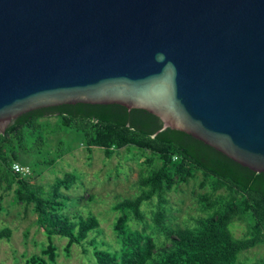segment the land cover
Wrapping results in <instances>:
<instances>
[{
	"label": "water",
	"instance_id": "1",
	"mask_svg": "<svg viewBox=\"0 0 264 264\" xmlns=\"http://www.w3.org/2000/svg\"><path fill=\"white\" fill-rule=\"evenodd\" d=\"M144 109L264 172V0H0V133L61 104Z\"/></svg>",
	"mask_w": 264,
	"mask_h": 264
},
{
	"label": "trees",
	"instance_id": "2",
	"mask_svg": "<svg viewBox=\"0 0 264 264\" xmlns=\"http://www.w3.org/2000/svg\"><path fill=\"white\" fill-rule=\"evenodd\" d=\"M56 116L51 132L57 133L56 155L49 156L44 134L47 122L41 118ZM162 125L159 117L144 109H128L120 104H61L24 112L11 120L0 133V189L13 190L17 202L32 204L36 223L46 235L40 253L30 255L28 264H52L58 253L54 236L66 239L68 254L75 244L82 245L90 233L98 230L93 213L86 216L64 213L68 189L77 179L72 172L56 177L48 191L32 184L28 176L14 172L13 162L38 171L52 165L71 142L88 150L100 147L109 155L120 148H135L148 168L138 178L140 191L114 204L118 212L112 230L119 249L99 248L95 239L96 264H241L239 255L256 246H264V172L240 165L213 147L183 131L166 128L152 136ZM210 189L198 195V203L209 214L194 218L189 226H171L166 212L165 191L186 182L196 173ZM15 184V187H13ZM218 190H222L218 192ZM155 200L151 223L147 224L141 205ZM130 221L142 224L131 228ZM245 222L244 233L236 237L232 223ZM234 225V224H233ZM10 229L0 230L8 238ZM165 236L170 244L157 245L153 234ZM254 264H264V256Z\"/></svg>",
	"mask_w": 264,
	"mask_h": 264
},
{
	"label": "rangeland",
	"instance_id": "3",
	"mask_svg": "<svg viewBox=\"0 0 264 264\" xmlns=\"http://www.w3.org/2000/svg\"><path fill=\"white\" fill-rule=\"evenodd\" d=\"M48 126L44 130L47 139L46 149L49 156L56 155L57 133L51 132L57 122L56 116L41 118ZM71 149L63 148V154L57 157L52 165L40 166L38 171H31L29 181L34 185H41L44 191L56 177H62L65 172L76 175V181L68 188H60L67 196L66 206L62 209L67 214L83 216L93 213L98 221L99 228L90 233L87 241L82 245L75 244L66 254L63 250L65 238L54 236L53 242L57 246L58 256L52 264H96L93 255V244L99 248L114 251L119 249V241L112 230V224L118 215L114 204L124 197H133L140 191L138 178L146 173L147 164L143 158H137L139 151L123 147L107 154L100 147L88 150L84 145L71 142ZM203 176L196 173L186 182H181L171 190L165 191L167 202L166 212L170 225L184 227L193 223L194 218L209 214L210 211L202 208L197 197L210 189L205 183L201 185ZM15 187V184L14 186ZM222 190H218L221 192ZM147 224L151 223V215L155 209V200L144 202L141 205ZM234 224V225H233ZM131 228L142 227L141 223L130 221ZM9 228L8 238L0 236V264H28L30 255L40 253L46 245L47 238L43 230L36 223V213L32 204L17 202L13 190L0 189V230ZM245 222L232 223L231 229L236 237L245 231ZM157 245L170 244V240L157 233L152 235ZM264 256V246H256L239 255V263L254 264Z\"/></svg>",
	"mask_w": 264,
	"mask_h": 264
},
{
	"label": "built area",
	"instance_id": "4",
	"mask_svg": "<svg viewBox=\"0 0 264 264\" xmlns=\"http://www.w3.org/2000/svg\"><path fill=\"white\" fill-rule=\"evenodd\" d=\"M11 169L16 173L21 174V176H24L29 173V168L27 166L19 164L18 162H13L11 165Z\"/></svg>",
	"mask_w": 264,
	"mask_h": 264
}]
</instances>
